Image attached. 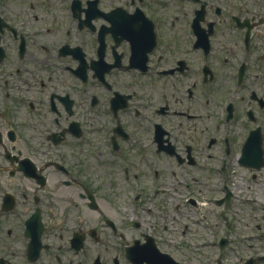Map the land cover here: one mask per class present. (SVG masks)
<instances>
[{"label":"flooded vegetation","instance_id":"af4514ba","mask_svg":"<svg viewBox=\"0 0 264 264\" xmlns=\"http://www.w3.org/2000/svg\"><path fill=\"white\" fill-rule=\"evenodd\" d=\"M245 145L264 0H0V264H163L167 204Z\"/></svg>","mask_w":264,"mask_h":264},{"label":"rangeland","instance_id":"374dc122","mask_svg":"<svg viewBox=\"0 0 264 264\" xmlns=\"http://www.w3.org/2000/svg\"><path fill=\"white\" fill-rule=\"evenodd\" d=\"M227 188L228 204L215 201L225 195L224 187L209 185L194 187V193L182 189L175 200L177 209L167 204V218L161 219L166 229L159 239L165 240L162 248L181 264H217L218 259L221 264H246L244 260L255 252L264 255V167L233 170ZM188 194L196 197L195 204L184 200ZM221 238L227 239L223 247Z\"/></svg>","mask_w":264,"mask_h":264},{"label":"water","instance_id":"95a60500","mask_svg":"<svg viewBox=\"0 0 264 264\" xmlns=\"http://www.w3.org/2000/svg\"><path fill=\"white\" fill-rule=\"evenodd\" d=\"M261 159H262V151H260V154L259 153H257V154L248 153L247 147L245 148L244 153H243V157H242V161L244 163L249 164V165H253V166L258 168L262 165ZM225 242H226V240L222 239L220 241V244L223 245ZM151 257H157L159 259H162L164 261L163 264H176L172 261L171 257L168 254H162L159 252L158 256H157V254L156 255H150L148 257V259Z\"/></svg>","mask_w":264,"mask_h":264},{"label":"bare ground","instance_id":"6f19581e","mask_svg":"<svg viewBox=\"0 0 264 264\" xmlns=\"http://www.w3.org/2000/svg\"><path fill=\"white\" fill-rule=\"evenodd\" d=\"M238 189V188H237Z\"/></svg>","mask_w":264,"mask_h":264}]
</instances>
